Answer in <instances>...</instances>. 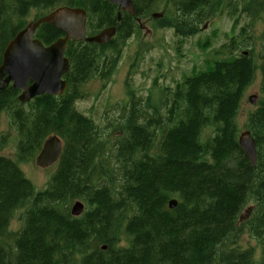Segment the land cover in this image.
<instances>
[{"label": "trees", "instance_id": "obj_1", "mask_svg": "<svg viewBox=\"0 0 264 264\" xmlns=\"http://www.w3.org/2000/svg\"><path fill=\"white\" fill-rule=\"evenodd\" d=\"M163 1L131 0L134 17L121 13L117 21V7L101 0H0V63L31 11L38 19L59 7L82 9L87 36L116 27L106 45L67 44L62 96L22 104L11 86L0 92V115L16 135V160L0 156V264H264V102L243 128L255 141V166L238 145L236 123L258 75L264 95V28L260 60L249 50L239 52L232 40L218 50L232 60L185 78L166 93L162 109L149 113V100L130 97L111 142L75 109L85 96L83 84L109 80L121 46L136 35L137 20L153 19ZM165 6L153 19L158 29L184 39L224 10L264 24V0H165ZM61 37L47 24L35 33L45 46ZM53 136L62 153L45 189L36 191L19 163L33 161ZM7 138L0 137V149ZM172 198L176 206L169 209ZM74 201L86 205L77 218L69 212ZM248 205L250 216L238 224ZM17 211L22 227L11 234ZM244 226L255 249L237 245Z\"/></svg>", "mask_w": 264, "mask_h": 264}, {"label": "rangeland", "instance_id": "obj_2", "mask_svg": "<svg viewBox=\"0 0 264 264\" xmlns=\"http://www.w3.org/2000/svg\"><path fill=\"white\" fill-rule=\"evenodd\" d=\"M165 11L167 8L164 0L155 14L163 16ZM227 12L224 10L203 21L198 26L197 34L185 39L175 36L171 29H158L157 20L151 17L139 20L136 35L121 46L116 68L109 80L105 82L94 77L83 84L85 96L75 102L76 111L91 119L103 134L110 136L111 142L119 135V125L123 121L121 118L127 112H124V106L129 109L130 97L139 98L142 103L149 100L150 108H145L149 113L157 106L162 109L168 97L166 93L174 91L185 78L209 70L216 61L233 59L218 55V50L226 43L234 40L239 52L249 50L253 59L260 60L263 51V22L252 21L242 14L231 17ZM37 15L38 11L29 12L24 19L25 26L36 20ZM253 96L256 97L255 105L248 101ZM262 102L264 95L259 91L258 75L243 96L236 119L238 135L245 131L243 128L248 114L255 111ZM13 132L8 130L6 116L1 114L0 137L5 135L8 138L0 149V156L15 161L16 135ZM19 168L34 189L41 191L47 186L56 166L46 170L38 169L33 160L19 163ZM20 213L17 211L10 222L8 232L11 234L17 233L22 227ZM238 235L237 245L241 249L256 248V240L251 237L246 226L241 228Z\"/></svg>", "mask_w": 264, "mask_h": 264}, {"label": "water", "instance_id": "obj_3", "mask_svg": "<svg viewBox=\"0 0 264 264\" xmlns=\"http://www.w3.org/2000/svg\"><path fill=\"white\" fill-rule=\"evenodd\" d=\"M115 5L120 12L134 16V7L131 0H102ZM154 15L153 18H157ZM139 23V22H138ZM47 24L63 34L54 43L45 46L34 37L40 25ZM86 13L82 9L60 7L47 16L29 23L19 31L7 44L3 51L0 64V92L11 86L19 90L18 101L28 103L36 97L43 95L60 97L66 90L67 83L63 79L69 72V60L64 53L69 42H83L96 45H106L115 34L116 29H105L91 37L86 36ZM256 97H249L250 104L255 105ZM241 149L254 162V139L248 131L241 134L239 139ZM62 153V143L56 136L46 139L38 155L35 165L41 169L53 166ZM171 208L176 206L170 202ZM84 211L82 204L72 208L75 216H80ZM249 210L246 214H249ZM245 218H240V220Z\"/></svg>", "mask_w": 264, "mask_h": 264}, {"label": "bare ground", "instance_id": "obj_4", "mask_svg": "<svg viewBox=\"0 0 264 264\" xmlns=\"http://www.w3.org/2000/svg\"><path fill=\"white\" fill-rule=\"evenodd\" d=\"M102 1V0H101ZM121 13H124V12H120V14ZM127 14H129V13H127ZM118 15V14H117ZM130 15V14H129ZM135 15V14H134ZM154 15H158V14H154ZM154 15H153V17H154ZM132 16V15H131ZM134 17V16H133ZM158 17H159V15H158ZM157 17V18H158ZM157 18H153V19H157ZM118 21V20H117ZM85 26H86V24H85ZM113 28H115L116 29V27H113ZM110 29V28H109ZM105 30V29H104ZM115 34H116V32H115ZM115 34L110 38V40L112 39V38H114V36H115ZM110 40H109V42H110ZM108 42V43H109ZM107 43V44H108ZM242 54H244V55H246L247 54V52H242ZM253 97H255V96H253ZM244 132H246V130L244 131ZM244 132H242V133H244ZM249 132V131H248ZM242 133H240L239 134V136H238V145H239V147H240V149H241V146H240V143H239V139H240V137H241V134ZM250 133V132H249ZM251 135V134H250ZM252 137V136H251ZM253 138V137H252ZM254 145H255V141H254ZM242 150V149H241ZM243 151V150H242ZM244 152V151H243ZM244 154L246 155V157L248 158V160L250 161V163L253 165V166H255V162H256V147H255V158H254V162H252L250 159H249V157L247 156V154L244 152ZM38 155V154H37ZM36 155V156H37ZM35 156V157H36ZM116 161V160H115ZM57 163H55L53 166H55ZM53 166H51V167H53ZM51 167H49V168H51ZM102 170V169H101ZM103 171V170H102ZM22 172V171H21ZM22 174H23V172H22ZM24 176V175H23ZM171 201H174L175 203L177 202L176 200H175V198H172V200H170L169 201V203H168V207H169V209H172L171 208V206H170V202ZM76 204H82L83 206H84V204L81 202V201H74L73 202V204H72V206H71V209H70V215L72 216V217H75V218H77V217H80L84 212H85V206H84V211H83V213L80 215V216H75L74 214H73V212H72V208L76 205ZM63 207V206H62ZM59 208V207H58ZM174 208V207H173ZM252 206H249L248 208H246L245 210H244V212L240 215V217H239V220H238V224H241V223H243L244 221H246L247 219H248V217L250 216V213L252 212ZM60 209V208H59ZM250 211L249 212V214L247 215L246 214V211ZM245 218V219H242V220H240V218ZM264 219V218H263ZM257 222V221H256ZM253 223V222H252ZM258 223V222H257ZM223 246V245H222ZM222 246H221V248H222ZM106 247V246H105ZM218 248V247H217ZM103 250H104V248H102ZM163 249V248H162ZM216 250V249H215ZM161 251V250H160ZM159 251V252H160ZM163 251V250H162ZM151 262V261H150ZM156 264V263H155Z\"/></svg>", "mask_w": 264, "mask_h": 264}]
</instances>
